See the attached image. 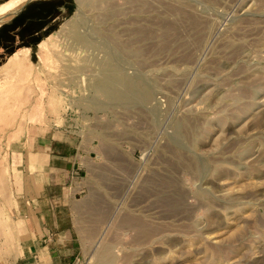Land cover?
Wrapping results in <instances>:
<instances>
[{
    "label": "rangeland",
    "instance_id": "obj_1",
    "mask_svg": "<svg viewBox=\"0 0 264 264\" xmlns=\"http://www.w3.org/2000/svg\"><path fill=\"white\" fill-rule=\"evenodd\" d=\"M52 130L93 154L72 264H264V0H32L0 25L4 194Z\"/></svg>",
    "mask_w": 264,
    "mask_h": 264
},
{
    "label": "crops",
    "instance_id": "obj_2",
    "mask_svg": "<svg viewBox=\"0 0 264 264\" xmlns=\"http://www.w3.org/2000/svg\"><path fill=\"white\" fill-rule=\"evenodd\" d=\"M20 154L22 163L13 170L15 195L4 194L5 184L0 181V214L10 217L5 226L12 235L0 263L72 264L77 250L76 212L81 208L78 193L93 162L91 146L77 131L52 130L38 135L34 145Z\"/></svg>",
    "mask_w": 264,
    "mask_h": 264
},
{
    "label": "bare ground",
    "instance_id": "obj_3",
    "mask_svg": "<svg viewBox=\"0 0 264 264\" xmlns=\"http://www.w3.org/2000/svg\"><path fill=\"white\" fill-rule=\"evenodd\" d=\"M21 59H22L21 58V53H16L15 57L13 59H11L9 61V63L5 65V67H3V70H9L12 67L13 64L17 63ZM116 68L117 67H115V66L111 67V69H110L111 73L108 72L109 74H107V77L104 78V80L100 83L99 86L101 88H104V90H107V92H109L111 95H113L114 97H117V98H129V97H133L135 95L138 96L136 94V92L140 88L139 85H137V87H136L133 84V82L126 81V77L124 78L125 75L122 76L121 74H119V72L117 71ZM142 97L146 98L147 97V93L145 95H143ZM148 100H149V98H148Z\"/></svg>",
    "mask_w": 264,
    "mask_h": 264
},
{
    "label": "water",
    "instance_id": "obj_4",
    "mask_svg": "<svg viewBox=\"0 0 264 264\" xmlns=\"http://www.w3.org/2000/svg\"><path fill=\"white\" fill-rule=\"evenodd\" d=\"M31 0H27L25 2L28 3L30 2ZM21 10V9H20ZM20 10H17L15 13H11V14H5V15H1L0 16V25L4 24V23H7V21H9L13 16L17 15L19 13Z\"/></svg>",
    "mask_w": 264,
    "mask_h": 264
}]
</instances>
